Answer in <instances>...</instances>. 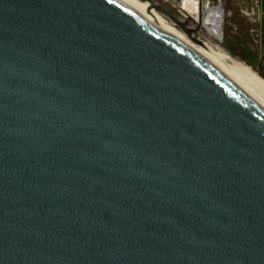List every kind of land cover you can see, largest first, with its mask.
Returning <instances> with one entry per match:
<instances>
[{"label":"water","instance_id":"95a60500","mask_svg":"<svg viewBox=\"0 0 264 264\" xmlns=\"http://www.w3.org/2000/svg\"><path fill=\"white\" fill-rule=\"evenodd\" d=\"M0 264H264V110L123 0H0Z\"/></svg>","mask_w":264,"mask_h":264},{"label":"bare ground","instance_id":"6f19581e","mask_svg":"<svg viewBox=\"0 0 264 264\" xmlns=\"http://www.w3.org/2000/svg\"><path fill=\"white\" fill-rule=\"evenodd\" d=\"M123 1L131 5L138 12L162 28L164 31L181 40L183 43L193 49L264 110V79L261 76L250 69H247L245 66L241 67V64H236V62L233 61L232 62L235 64L231 62L233 65H227L224 62L226 57L224 58L223 54L212 51L210 47H205V45H199L193 42L183 31L171 24L159 12H149L148 4L146 2L142 0ZM189 11L191 17H193L195 21L200 22L208 33L215 37L222 36L225 10L221 5L213 6L211 5L210 1H208L206 4L197 2L195 6L189 8Z\"/></svg>","mask_w":264,"mask_h":264},{"label":"rangeland","instance_id":"374dc122","mask_svg":"<svg viewBox=\"0 0 264 264\" xmlns=\"http://www.w3.org/2000/svg\"><path fill=\"white\" fill-rule=\"evenodd\" d=\"M208 1L213 6L221 5L225 10L222 36L211 35L203 26L196 36L205 47L223 54L227 65L239 63L241 67H247L264 79V54L258 47L257 38L254 37L258 34L259 22V5L256 0H205L204 4Z\"/></svg>","mask_w":264,"mask_h":264},{"label":"built area","instance_id":"2783aa9c","mask_svg":"<svg viewBox=\"0 0 264 264\" xmlns=\"http://www.w3.org/2000/svg\"><path fill=\"white\" fill-rule=\"evenodd\" d=\"M167 10H169L178 20L185 21L186 18L191 17L189 8L195 6L197 2L203 4L205 0H154ZM259 5L260 0H256ZM256 42L259 43V32L254 35Z\"/></svg>","mask_w":264,"mask_h":264},{"label":"crops","instance_id":"0c3cea01","mask_svg":"<svg viewBox=\"0 0 264 264\" xmlns=\"http://www.w3.org/2000/svg\"><path fill=\"white\" fill-rule=\"evenodd\" d=\"M259 18H258V32H259V43L258 47L261 53L264 54V0H260L259 3Z\"/></svg>","mask_w":264,"mask_h":264}]
</instances>
